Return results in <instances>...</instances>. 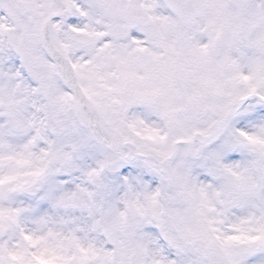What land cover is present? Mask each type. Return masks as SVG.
Returning <instances> with one entry per match:
<instances>
[{"label":"snow or ice","instance_id":"snow-or-ice-1","mask_svg":"<svg viewBox=\"0 0 264 264\" xmlns=\"http://www.w3.org/2000/svg\"><path fill=\"white\" fill-rule=\"evenodd\" d=\"M0 264H264V0H0Z\"/></svg>","mask_w":264,"mask_h":264}]
</instances>
